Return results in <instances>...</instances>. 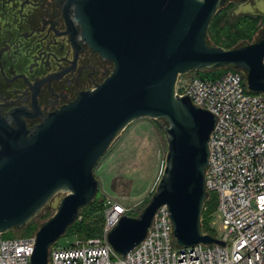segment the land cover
<instances>
[{
    "label": "water",
    "instance_id": "water-1",
    "mask_svg": "<svg viewBox=\"0 0 264 264\" xmlns=\"http://www.w3.org/2000/svg\"><path fill=\"white\" fill-rule=\"evenodd\" d=\"M226 1L68 0L71 37L76 23L80 38L113 68L93 90L80 92L32 129L21 119L11 125L0 113V233L25 225L53 195L65 193L35 231L30 264H47L50 246L95 198L98 160L139 118L164 120V164L147 204L137 215H121L107 242L125 256L165 205L177 246L224 245L201 226L216 119L186 94L176 95L174 85L179 74L233 67L245 74L250 91L264 93V33L233 48L207 42L211 20Z\"/></svg>",
    "mask_w": 264,
    "mask_h": 264
},
{
    "label": "built area",
    "instance_id": "built-area-1",
    "mask_svg": "<svg viewBox=\"0 0 264 264\" xmlns=\"http://www.w3.org/2000/svg\"><path fill=\"white\" fill-rule=\"evenodd\" d=\"M188 73L177 76L175 94H186L216 119L208 140L204 183L206 200L214 193L222 218V236L210 235L224 245L177 246L167 207L162 205L144 239L121 256L106 234L136 205L127 207L106 197L100 234L68 247L54 243L47 264H264V93L250 91L238 69L205 79ZM33 246L34 235L3 238L0 233V264H30Z\"/></svg>",
    "mask_w": 264,
    "mask_h": 264
},
{
    "label": "flooded vegetation",
    "instance_id": "flooded-vegetation-1",
    "mask_svg": "<svg viewBox=\"0 0 264 264\" xmlns=\"http://www.w3.org/2000/svg\"><path fill=\"white\" fill-rule=\"evenodd\" d=\"M68 0H0V113L28 129L49 112L93 90L112 71L80 38L71 37Z\"/></svg>",
    "mask_w": 264,
    "mask_h": 264
},
{
    "label": "rangeland",
    "instance_id": "rangeland-1",
    "mask_svg": "<svg viewBox=\"0 0 264 264\" xmlns=\"http://www.w3.org/2000/svg\"><path fill=\"white\" fill-rule=\"evenodd\" d=\"M228 2L232 5L229 11L231 15L249 13L261 14L264 17V0L243 2L229 0ZM188 74L204 79L211 78L210 75H196L194 71ZM164 126L165 122L162 119L139 118L130 122L117 135L94 167L98 189L94 198L95 202L94 200L92 202L99 204V209L95 210L93 206H87L79 210L76 220L55 242L56 246L68 247L80 243L92 233L100 231L104 217L99 219V216L103 213V202L106 197L115 198L127 207L136 205L134 211L137 214L142 210L155 190L164 164L166 153ZM64 194V192H58L53 195L30 221L38 228L55 212ZM210 219L214 221V224L208 223L207 230L211 235L221 237L222 218L217 208L209 215ZM27 225L28 222L21 227L10 229L9 232L7 231L8 234L2 233V237L32 236L27 230Z\"/></svg>",
    "mask_w": 264,
    "mask_h": 264
},
{
    "label": "trees",
    "instance_id": "trees-1",
    "mask_svg": "<svg viewBox=\"0 0 264 264\" xmlns=\"http://www.w3.org/2000/svg\"><path fill=\"white\" fill-rule=\"evenodd\" d=\"M228 1L229 0H227L226 3L219 7L211 20L206 36L207 42L209 44L220 46L223 48H233L239 45L250 43L255 40L257 36L264 33L263 15L249 13L241 15H231L229 11L232 5L230 4L231 2ZM227 69L234 68L224 67L218 69L196 70L194 71V74L199 76L210 75L211 78H215ZM94 202H91L87 206H93L95 210H98L99 204ZM216 206L217 198L215 195H211V197L205 201L204 208L202 210L201 226L203 231L209 234L210 232L207 230L209 215L214 211V209H216ZM129 214L136 215L137 212L133 210ZM99 217V219H102V217H104L103 213ZM27 230L30 231V233L33 235V233L37 230V227L30 221L28 222ZM8 232L6 233L8 234ZM100 232L101 229L100 231L92 233L88 237L97 236L100 234Z\"/></svg>",
    "mask_w": 264,
    "mask_h": 264
}]
</instances>
